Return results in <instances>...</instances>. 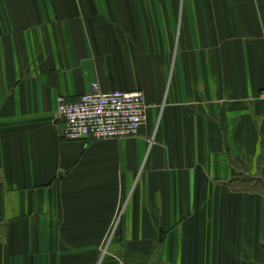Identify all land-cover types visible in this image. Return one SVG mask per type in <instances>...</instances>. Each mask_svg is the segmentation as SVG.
I'll list each match as a JSON object with an SVG mask.
<instances>
[{"label": "crops", "instance_id": "0c3cea01", "mask_svg": "<svg viewBox=\"0 0 264 264\" xmlns=\"http://www.w3.org/2000/svg\"><path fill=\"white\" fill-rule=\"evenodd\" d=\"M94 83L137 137L60 138ZM0 264H264V0H0Z\"/></svg>", "mask_w": 264, "mask_h": 264}, {"label": "built area", "instance_id": "2783aa9c", "mask_svg": "<svg viewBox=\"0 0 264 264\" xmlns=\"http://www.w3.org/2000/svg\"><path fill=\"white\" fill-rule=\"evenodd\" d=\"M56 115L63 125L60 138L67 142L130 139L146 124L147 105L142 93L103 92L94 83L75 99L59 97Z\"/></svg>", "mask_w": 264, "mask_h": 264}, {"label": "rangeland", "instance_id": "374dc122", "mask_svg": "<svg viewBox=\"0 0 264 264\" xmlns=\"http://www.w3.org/2000/svg\"><path fill=\"white\" fill-rule=\"evenodd\" d=\"M118 229H119V227L117 228V227H112V235H114V233H116L117 231H118ZM111 235V232H110V235L109 236H112ZM108 239H109V237H108ZM111 239V238H110ZM110 239H109V241L107 240V242L105 243V245L104 246H108V244L110 243ZM106 246V247H107ZM105 248V247H104Z\"/></svg>", "mask_w": 264, "mask_h": 264}]
</instances>
